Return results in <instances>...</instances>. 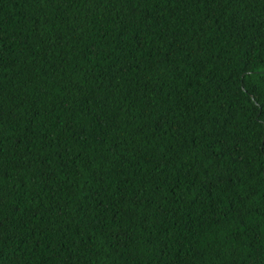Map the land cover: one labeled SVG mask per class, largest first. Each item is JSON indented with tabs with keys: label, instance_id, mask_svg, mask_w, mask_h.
Masks as SVG:
<instances>
[{
	"label": "trees",
	"instance_id": "1",
	"mask_svg": "<svg viewBox=\"0 0 264 264\" xmlns=\"http://www.w3.org/2000/svg\"><path fill=\"white\" fill-rule=\"evenodd\" d=\"M0 264H264V0H0Z\"/></svg>",
	"mask_w": 264,
	"mask_h": 264
}]
</instances>
